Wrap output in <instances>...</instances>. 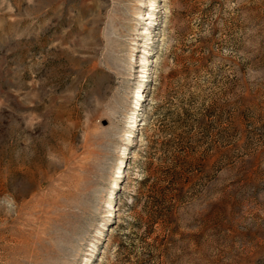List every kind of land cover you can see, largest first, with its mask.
Segmentation results:
<instances>
[{
  "label": "rangeland",
  "instance_id": "374dc122",
  "mask_svg": "<svg viewBox=\"0 0 264 264\" xmlns=\"http://www.w3.org/2000/svg\"><path fill=\"white\" fill-rule=\"evenodd\" d=\"M0 264H264V0H0Z\"/></svg>",
  "mask_w": 264,
  "mask_h": 264
},
{
  "label": "bare ground",
  "instance_id": "6f19581e",
  "mask_svg": "<svg viewBox=\"0 0 264 264\" xmlns=\"http://www.w3.org/2000/svg\"><path fill=\"white\" fill-rule=\"evenodd\" d=\"M121 167H122V166L120 165V169H121ZM117 173H118V174H117V178H118V177L120 176V170H119V172H117ZM116 186H117V184L114 185V187H116Z\"/></svg>",
  "mask_w": 264,
  "mask_h": 264
}]
</instances>
